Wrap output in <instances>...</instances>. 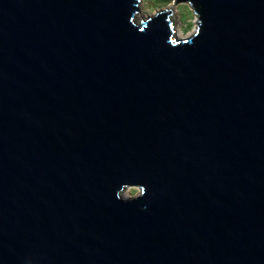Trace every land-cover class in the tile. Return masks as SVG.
Wrapping results in <instances>:
<instances>
[{
  "label": "water",
  "instance_id": "water-1",
  "mask_svg": "<svg viewBox=\"0 0 264 264\" xmlns=\"http://www.w3.org/2000/svg\"><path fill=\"white\" fill-rule=\"evenodd\" d=\"M140 3L0 0V264H264V0Z\"/></svg>",
  "mask_w": 264,
  "mask_h": 264
},
{
  "label": "rangeland",
  "instance_id": "rangeland-1",
  "mask_svg": "<svg viewBox=\"0 0 264 264\" xmlns=\"http://www.w3.org/2000/svg\"><path fill=\"white\" fill-rule=\"evenodd\" d=\"M141 2L138 21L153 18L157 12L169 9L172 11V20L177 30L186 35L195 31L198 18L188 4L175 5L174 0H141ZM128 190L131 192L130 198L139 196L138 188L131 187Z\"/></svg>",
  "mask_w": 264,
  "mask_h": 264
},
{
  "label": "bare ground",
  "instance_id": "bare-ground-1",
  "mask_svg": "<svg viewBox=\"0 0 264 264\" xmlns=\"http://www.w3.org/2000/svg\"><path fill=\"white\" fill-rule=\"evenodd\" d=\"M142 3V2H141ZM140 15V14H139ZM138 15V16H139ZM137 16V17H138ZM198 20V19H197ZM196 22V21H195ZM196 30V29H195ZM194 33H195V31L193 32V33H189V34H182V32L180 31V30H177V36L180 38V39H188V38H190V37H192L193 35H194ZM131 188V187H130ZM130 190H127L126 191V193H125V197L126 198H130L129 196H130Z\"/></svg>",
  "mask_w": 264,
  "mask_h": 264
}]
</instances>
